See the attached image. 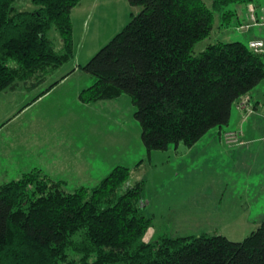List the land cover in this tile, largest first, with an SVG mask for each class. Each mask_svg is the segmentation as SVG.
<instances>
[{
    "label": "trees",
    "instance_id": "obj_1",
    "mask_svg": "<svg viewBox=\"0 0 264 264\" xmlns=\"http://www.w3.org/2000/svg\"><path fill=\"white\" fill-rule=\"evenodd\" d=\"M17 1L0 0V94L39 85L75 58L72 12L82 0H32L34 10H19ZM128 1L139 12L80 65L92 84L79 100L127 93L148 153L192 147L228 125L233 108L264 81V52L242 41L195 53L218 13L230 25L237 16L230 6L254 0ZM131 176L118 165L96 186L68 191L64 180L34 168L1 184L0 264H264V221L242 241L219 233L147 241L153 218L143 210L144 181Z\"/></svg>",
    "mask_w": 264,
    "mask_h": 264
},
{
    "label": "rangeland",
    "instance_id": "obj_2",
    "mask_svg": "<svg viewBox=\"0 0 264 264\" xmlns=\"http://www.w3.org/2000/svg\"><path fill=\"white\" fill-rule=\"evenodd\" d=\"M91 1L93 0H85L80 15L73 16L75 58L54 72L53 75L59 78L63 76L62 74L72 71L78 66L77 64H87L131 21L132 13L139 12V8H132L128 0H94L95 2L92 3ZM206 1L209 5L212 4V0ZM254 2L260 7L264 6V0H254ZM238 5L245 8V4H233L230 8L235 9ZM16 6L19 10L35 9L32 0H18ZM221 23L222 13H218L211 36L196 45V54L204 51L210 43L218 41H242L249 44L252 37L264 38L263 26H254L250 30L243 31L240 29L237 16L230 25H221ZM60 46L61 43L58 44V48ZM91 84L90 75L78 68L75 75L63 82L42 102L30 108L21 118H14L4 127L1 120L4 117L7 119L14 117L28 94L20 92H8L7 96L5 93L0 94V127H2L0 128L2 149H0V185L19 179L24 172L38 167L53 179L65 180V188L73 191L81 186H96L113 168L124 165L132 170V183L144 181L145 202L154 196L150 206H146V215L153 218L152 226L157 232L156 237L162 234L172 235L174 220L169 213V215L164 213L163 209L166 205L176 203L170 201L162 203L160 201L162 195H157L156 189L162 187L164 182L171 181L173 178L171 166L176 159L174 156V159H170L165 150H157L158 155L150 161V155L142 140L140 123L135 117L137 107L129 94L124 93L111 100L82 103L78 95ZM258 87L263 89L264 82ZM227 127L226 125L224 128ZM18 142L22 144L16 146ZM182 147L186 146L182 144ZM6 150L8 154L4 155L3 152ZM80 159L87 160L85 165L95 167L100 178L97 183L92 184L89 180L91 178L85 179L79 174V166L82 168L83 165ZM88 176L89 172H87ZM258 204L264 209V201ZM256 228L231 225L224 227L219 234L231 239L240 238L242 235L236 232V229L245 231L243 235L248 236ZM148 238L149 235L146 236V240L151 241Z\"/></svg>",
    "mask_w": 264,
    "mask_h": 264
},
{
    "label": "crops",
    "instance_id": "obj_3",
    "mask_svg": "<svg viewBox=\"0 0 264 264\" xmlns=\"http://www.w3.org/2000/svg\"><path fill=\"white\" fill-rule=\"evenodd\" d=\"M83 2L85 0L73 9V22L75 20L73 16L80 15ZM248 4H245V8L241 5L235 8L240 25L244 24V21L246 23ZM259 16H262L261 12ZM254 26L264 27V23L244 30H250ZM252 39L264 40L262 37L250 38ZM77 65L72 72L62 74L61 78L53 73L39 85L20 83L15 89L3 92L6 96L8 92H20L28 96L21 102L22 105L20 104L19 111L14 117L9 119L4 117L1 120L2 127L10 124L14 118L19 119L24 116L30 108L42 102L63 82L75 75L82 64ZM244 101L243 108H239L238 105L233 108L226 129H214L192 147H182V144H179L165 150L170 159H176L171 166L173 178L157 188L156 193L162 195L160 198L162 203L168 201L176 203L166 205L163 209L164 213L171 215L175 223L172 237L221 233L219 231L231 225L258 227L264 221V209L258 204L264 201V88L256 87L244 98ZM228 131L238 132L239 137L236 141H228L224 137ZM21 144L18 142V145H15ZM4 152V155L8 154V150ZM156 152L157 150H154L149 153L150 161L158 155ZM86 161H81L83 165L82 168L79 166V174L85 179L91 178L89 180L92 184L97 183L100 178L96 169L94 166L85 165ZM87 172H89L88 177ZM153 198L154 196H151L146 202L143 199L145 214L146 206H150ZM235 231L240 232L242 236L232 237L233 241H242L247 237L243 235L245 231L241 232L242 230L238 229ZM156 234L152 226L146 236L149 235L153 240Z\"/></svg>",
    "mask_w": 264,
    "mask_h": 264
},
{
    "label": "built area",
    "instance_id": "obj_4",
    "mask_svg": "<svg viewBox=\"0 0 264 264\" xmlns=\"http://www.w3.org/2000/svg\"><path fill=\"white\" fill-rule=\"evenodd\" d=\"M259 12L262 13V16H259ZM264 23V6L260 7L255 2H250L248 4V16L246 23L240 25V29H249L253 25H258ZM249 47L257 52H264V40L263 39H252L249 41ZM245 101H241L238 104L239 108H243ZM228 141H236L239 137L238 133L235 131H230L225 134Z\"/></svg>",
    "mask_w": 264,
    "mask_h": 264
}]
</instances>
